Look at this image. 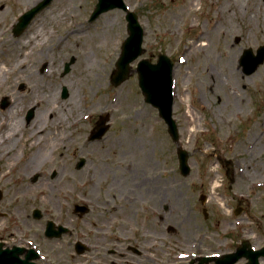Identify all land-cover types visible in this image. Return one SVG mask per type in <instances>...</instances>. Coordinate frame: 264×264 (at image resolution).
Wrapping results in <instances>:
<instances>
[{"label":"rangeland","instance_id":"obj_1","mask_svg":"<svg viewBox=\"0 0 264 264\" xmlns=\"http://www.w3.org/2000/svg\"><path fill=\"white\" fill-rule=\"evenodd\" d=\"M40 1L38 0L29 7H20L15 2L5 0L0 4V8L4 11V14L0 16L1 64L6 68L14 66L11 51L15 48V43L23 41L34 29H45L44 35L39 37L42 40H46L50 34L58 38L59 36L66 38V35L69 36L70 30L74 28L78 29L75 35L77 37L95 33L102 35L101 31L105 30V33L111 35L115 42L110 52H105L102 56L106 59L107 65L105 66L107 67L105 68V81L100 92L91 94L90 91L89 96H84L85 90L81 89L82 86L76 78V70L79 67L76 55L69 53L65 48L54 49V39L46 40L47 44L38 49V56L35 58L49 64L52 62V67L60 68V72L55 74L60 80L69 79L67 85L70 89L66 88L68 97L62 98V91L53 101L60 105L62 102L67 103L71 101L70 99L80 96L81 104L78 108L83 113L80 110H78L80 113H77V107L68 106L71 108L63 110L65 115L63 121L74 120L79 115L81 118L87 114V117L81 118L80 124L83 125L91 118L96 121L100 115L108 114L111 126L105 138L88 146L89 150L83 155L90 156L92 153L93 164L82 170H76L75 167L63 169L59 161L61 159L59 151L51 156L56 160L55 164L47 163L48 160L43 159L45 163L41 168L24 169L23 163L32 156L30 154L38 145L29 146V136H26V132H22L21 137L12 140V143L8 145V147H14L12 153L23 151L24 154L18 157L11 153L15 162H0V172L10 169L7 177L0 175L2 192L0 240L5 238V240L17 243L16 239L23 236L25 212L33 208L46 212V218L62 219L64 223L68 222L74 226L76 216H74L73 208L74 205L81 203L80 199L76 200L72 195V187L69 185L56 186L55 184L60 183L61 179L71 181L70 184L79 183L76 180L91 179L104 191L109 184L119 183L122 187L118 185L121 187L118 191L122 193V197L117 199L119 195L116 193L109 194L111 203L108 206L99 204L89 214L92 215L91 217L79 218V231L86 232L87 237H104L105 233H108L105 232L104 219L117 215L121 219V225L126 227V232L120 238L117 235H111L113 233H108L109 235L105 237L111 238L112 244L105 247L122 252L127 245H137L143 250V254L154 255V262L148 261L143 254V257L130 255L132 260H128L126 264H138V261L144 264H179V260L187 254L185 250L187 245L192 241H199L198 233H206V247L202 246V248H205L208 253L216 248V239L222 238L221 233L226 229L237 232L238 240L242 237L248 238L254 248L264 247V63L250 75H246L239 64L243 50L249 48L255 52L258 46L264 45V29L260 27L261 22H258V25L254 26L256 30L252 33L248 32L245 18L249 15L250 4L247 0L239 2L242 18L237 14L230 24L222 20L232 14V11H217L214 7V4L222 5L226 3V0H198V4L193 8L194 11L187 12V14H183V9L189 6L190 0H124L128 10L136 14L143 29L144 53L135 62L129 64L131 67L129 78L115 87L110 83V76L116 70L114 65L119 57L121 45L128 36L126 13L120 9L110 10L89 23L90 13L97 0H53L47 8L35 16L20 36H14L12 29L18 17ZM66 8H71L72 13H63L62 16L66 18L57 25L53 24L52 20L61 19L62 16L55 19H51V16L58 15L57 13H61V10ZM200 34L205 37L199 39ZM45 35L47 37H44ZM72 37L70 35L64 39L66 44L72 42ZM235 38L239 41L236 42ZM202 40L207 43L203 49L199 46ZM193 46L195 49H192ZM46 48L48 51H45ZM159 54L166 55L174 64L172 116L179 131V145L189 154L190 174L186 177H182L177 169L176 144L169 138L166 125L158 117V111L144 102V96L137 86L136 64L142 59L156 63ZM100 55L95 53L97 58L101 57ZM201 55L208 57L205 62L201 61L204 67L198 64ZM71 58L73 61L69 72L64 74L63 67ZM229 58H236L233 59L235 62L233 69L237 71V78L234 80L227 71L229 65L226 59ZM38 67L40 68V65L35 68ZM39 68L36 69L37 74H40ZM50 77L46 79L49 87L50 83L56 84V79H58L54 77L50 79ZM5 78L8 80L5 81L4 88L0 90V102L6 99L7 106L2 108L0 103V120L7 116V110L4 109L13 105L15 110H21V113L17 114L14 119V123H17L18 118L23 122L25 112L33 107L35 108V119L32 125L38 128L30 137L41 132L50 135L60 129V123L36 120L37 117H43L40 105L38 106L36 101L30 103L31 94L35 89L32 85L37 83V80L22 79L14 85L13 75L7 74ZM118 94H122L123 99L121 103L118 101L115 104L113 97ZM134 101L136 105H133ZM13 112H11L12 115H15ZM189 118L195 119V122L190 123ZM23 124L25 126V123ZM127 132L136 137L137 149H151L152 159L155 163H159L160 168L157 167L159 171L157 170L155 174L158 177L156 181L160 185L150 187L151 193L149 194L143 192L140 171L132 170L131 176L136 178L132 189L137 202H135L134 211L130 213L127 212L128 206L126 207L124 203L130 176L126 172L127 164L124 161L126 158L120 160L118 169L111 163H115L116 160L112 152L105 153L106 157L101 165L96 163L94 152L97 150L111 151V142L116 139L123 153L128 152L130 149H126L122 140ZM253 132L257 133L255 137L252 136ZM135 149L133 150L138 152ZM217 156L232 162L233 170L230 174L232 182L225 177L226 168L218 163ZM20 160L23 161L17 164ZM256 165L259 169L254 168ZM98 166L103 167L97 169ZM244 170L248 175L245 176ZM27 171H33V174L25 178L23 172ZM53 173L55 174L52 175ZM81 175H86V177L82 178ZM115 175L118 178H115ZM34 176H37L35 182L32 180ZM215 177H218L219 186L214 192L212 182L216 179ZM114 179H119V182ZM41 182L46 191L61 188L62 192L66 193L60 195L59 192V194L51 195V203L41 200L49 198L43 194L17 197L19 198L17 201L13 198L14 186L18 184L35 186ZM163 182L168 184L161 185ZM165 192L172 195V198L165 202L168 210H163V208L156 210V202L160 203L163 200ZM169 194L166 193V195ZM201 196L205 197L203 204L199 200ZM147 204L153 208L149 210ZM52 206L56 209L54 210ZM104 215L106 217H102ZM85 220L90 225H86ZM168 226L172 228V231L167 230ZM233 227L235 229H232ZM208 237L209 240H207ZM63 241L64 245L62 243L52 246L59 249L62 255L65 254L64 259L66 260H63L61 264H74L69 259L70 245L67 239L64 238ZM91 259H95L92 264H109V261L120 264L118 258L108 255V251L103 250V247L98 251H91L87 256H78L75 263L89 264L87 262ZM260 262L264 264V259Z\"/></svg>","mask_w":264,"mask_h":264},{"label":"bare ground","instance_id":"obj_2","mask_svg":"<svg viewBox=\"0 0 264 264\" xmlns=\"http://www.w3.org/2000/svg\"><path fill=\"white\" fill-rule=\"evenodd\" d=\"M5 1L15 2L20 7H29L35 4L38 0H5ZM239 1H242V0H231L216 8L217 11L219 10L232 11V14H229L226 19L223 18L222 22H227L230 24L232 21H234L235 19L234 17L237 16V14L239 15V17L241 16V13H240L241 7L238 4ZM2 2L3 0H0V4H2ZM197 4H198V0H190L189 6L183 9L184 11L183 14H187V12L194 11L193 8L194 6L196 7ZM19 6L17 7L20 8ZM2 10L3 9L0 8V16L4 14V11ZM66 12L72 13V9L66 8L65 10H61V13H57L58 15L55 14L56 16H51V19L58 18V16L61 17L63 13H66ZM64 18L66 17L62 16L61 19L52 20V23L57 25L61 22V20H64ZM245 22L247 25L246 28H248L249 33H252L256 30V27L254 26L258 25V22H261L260 27H262V30H263L264 29V6H260V5L250 6V12H249V15L246 16ZM45 32L46 31L44 28H38L36 30L34 29L32 32L28 33V36L25 39H23V41L15 43V48L12 49L11 51L12 58H13L12 60H14L15 62L13 67L6 68L0 62V90L4 88L6 84L5 81L8 80L7 78H5L7 74H11L14 76V85L15 83H18L19 80L21 81L22 79L30 80V78L31 79L33 78L37 80V83H34L32 85V86H35V89L33 90L34 92H32L31 94L32 101L30 103L36 101V104L38 106L40 105L41 115L43 117L42 118L37 117L36 120L52 121L58 124L65 119L63 110L65 111L69 110L71 107H68V106L77 107V113H80V111L83 113V111L78 108V106H80L81 104L80 96L70 99L71 101H67V103L62 102V104L60 105L56 101H53V99L57 98V96L62 92L63 88H67V90L70 89V86L67 85V81L69 79L60 80L58 76H55V74L57 75V73L60 72V68L52 67L53 66L52 62L49 64L46 61H40L39 58H35V56H38V49L47 44L46 40L54 39L55 40L54 46H53L54 49L60 50L61 48H65L66 50H68L69 53L76 55L75 57H77V60L79 63V67H77V70H76V75H77L76 78H78L79 83L82 86L81 89L85 90L84 96H89L90 91H91V94H93L94 92L97 93V92H100V90L102 89L101 87H103V84L105 81L104 80L105 68L107 67L105 65H107V63H106V59H103L102 56H103V53L110 52L115 42V39L111 35H109L107 32L105 33V30L101 31L102 35L99 33H95L91 35L85 34L80 37H77L75 35L78 33V29L74 28L70 30L69 32V34L73 36L72 42L69 44H66V41L64 39H66L70 35L69 36L66 35L67 36L66 38L61 37V36H59L58 38L54 34H50L48 37L46 35L44 36V37H47L46 40H42L39 37L43 36ZM0 34H1V30H0ZM204 37L205 35L203 34H200L198 36L199 39H202ZM199 46H202V49H203V46L206 47L207 43L204 40H202V43ZM198 48L199 47L197 46V49ZM92 49H95V50L92 51ZM192 49H195V46H193ZM187 50L188 49H186V51ZM45 51H48L47 48L45 49ZM95 53H97V55L101 54L100 55L101 57L97 58L95 56ZM199 59H200L198 60L199 66L202 65L204 67L203 62H205V60L208 59L207 55L205 56L201 55V58ZM233 59H236V58H229L226 60L229 65V70H227L228 74L234 80L237 78V71H234L233 69V65L235 63ZM32 63L33 65H30ZM37 63L38 65H36ZM39 65H40V68L39 67L38 68H39L40 74L38 73L39 74L38 75L36 72L37 71L36 69L38 68H35V67ZM48 76H51L50 79L52 77L58 78L56 79L57 83L56 84L50 83V87H49L46 82V79H48ZM229 84H231V81H229ZM234 87L236 88V86ZM9 89H11V87H9ZM113 98L116 104V102L118 101H120L121 103L123 96L122 94L121 95L118 94V95H115ZM128 105L131 106V104H128ZM133 105H136L135 101L133 102ZM4 110H7V116L0 120V162L3 161L4 163H7V162L10 163V162L15 161V158L14 159L12 158L13 157L12 155H14L12 153V150L14 149V147L11 148V147H8V145L12 143L13 139L21 137L22 132H26L27 133L26 136H31L33 132L37 131V128L33 127L32 124L29 126H26V125L24 126V124L22 123V120L20 119L21 121H19V118L17 120V123H14V119L16 118L17 114L19 115L21 113V110L20 111L15 110L13 105L8 106ZM11 112H13L15 115H12ZM79 116H76V118H80ZM188 121L190 123H193L195 122V119L191 120V118H189ZM32 128H35V129H32ZM256 135H257L256 132L252 133L253 137H255ZM125 136L122 140L124 141L125 146L127 147L126 149H130L128 150V152L123 153V151L121 150L122 148L119 146L117 139L111 142V145H110L111 151L97 150L94 152L96 153L95 158H96V163L98 165H101L102 161L105 160V157H106L105 153L107 151L112 152L114 157L116 158L115 160L116 164L114 162H111V163L114 164L116 167H118V169H119L118 165L120 164V160H124L126 158V160H124L127 164L126 172L130 174V176L128 177L129 186L127 188V196L125 197L124 203H125V206L126 205L128 206V207L126 206L128 209L127 212L130 213L131 211H134V207L136 205L135 202H137V198L134 196V192L132 189L135 183L133 181L136 180V178L133 177V175L131 176L132 170H134L135 172L140 171L141 173L140 177L142 178L141 180L142 187L144 189L143 192L145 194H149L151 193L150 187L160 185V183L156 181L158 177L155 176L156 171L160 168L158 165L159 163H155L154 159H152L151 149H148V148L137 149V146H135L136 137L134 135L132 136L128 132L126 133ZM33 145L35 144H30V146H33ZM133 149L138 150V152L134 151ZM131 150L137 153V157H135V153L131 152ZM34 156L35 155L32 154L31 158ZM103 166H98L96 168L98 169ZM254 168L259 169L257 165ZM9 171H10L9 168L1 171L0 172L1 177H7ZM244 173H245V176L248 175V173L246 174L245 170H244ZM23 174H24V177L27 178L33 174V171H27L26 173L23 172ZM81 177L85 178L86 175H81ZM114 177L118 178L116 175ZM215 178L216 179L213 180L212 182V189L214 192H215L216 187L219 186L218 177H215ZM241 179L244 180L242 176H241ZM114 180H116V182H119V179H114ZM59 182L60 183L57 182L55 185L56 186L69 185L71 187V184H72V183L70 184L71 181L69 182V181H66L65 179H61ZM42 183L43 182L38 183L35 186L34 185L25 186L24 184H18L14 186L13 198H15L17 201L19 200V198H24L26 196L31 197L37 194H43L45 196H48L49 198H43L41 200L51 203L52 202V198L50 197L51 195L59 194V192H60V195H63L66 193V192L65 193L62 192L61 188L48 189L46 191L44 190ZM167 184H168L167 182H163L161 185L165 186ZM54 206L52 207L55 210L56 208ZM147 208L151 210L153 207L147 204ZM148 261L152 262V260H148Z\"/></svg>","mask_w":264,"mask_h":264},{"label":"flooded vegetation","instance_id":"obj_3","mask_svg":"<svg viewBox=\"0 0 264 264\" xmlns=\"http://www.w3.org/2000/svg\"><path fill=\"white\" fill-rule=\"evenodd\" d=\"M229 1L231 0H226V2ZM247 3L250 4L249 6H264V0H247ZM34 116L35 113L30 120H27L26 117L23 118L22 123H25L26 126L33 124L32 122L35 119ZM93 119L94 118L89 119V121H86V123L83 125L80 124L82 121L78 120V118L70 121H63L59 124L60 129L53 132V134L51 133L52 135H46L41 132L34 137L29 136V146L30 144H35L33 146L38 145V147L33 149L34 151L30 155L34 154L35 156L32 158L30 157L26 162H24L22 165L23 168L39 169L44 166L45 162L43 159L48 160L47 163L55 164L56 160L52 159L51 156L56 151H59L58 154L59 157H61L59 161L63 169H66L67 167H75L76 170H82L88 168L89 166L91 167L93 164L92 153L89 151V153H91L90 156H84L83 154L89 150L88 146L95 142L94 140L90 139L91 130H93L95 126V120ZM36 128L38 127L36 126ZM103 138H105V136ZM81 139L84 143L80 142ZM23 154V151H18L14 155L19 157ZM24 160H26V158ZM22 161L20 160V162H17V164H20ZM76 182L79 183L71 184L73 193L72 195L76 198V200L80 199L81 203L76 204V206L80 207L77 210L83 211V213L80 214V211L75 212L74 205L73 213L74 216H76L74 218V226L68 222L64 223L62 219H51L49 217L46 218V212L41 211L39 208H33L25 212V220L23 222V236L19 239H16L17 243L8 241V239L5 240V238H3L0 240V243L3 244V248H22L23 250L20 256L21 258L26 259L28 264H61L63 260H66L64 259L65 254L62 255L59 253V249H55V247L52 245L56 246L57 244L62 243L64 245L63 239L65 238L70 245L69 259L73 261L74 264H78L75 263V259L78 258V256H87L91 251H98L101 249V247H103V250L108 251V255H112V257L116 256L120 261V264H126L128 260H132L130 255L137 257H143V255H145L147 260H152V262H154V255L150 253L143 254V250L139 249L135 244V246H125L124 249H122V252H118V249L116 250L114 248L105 247L112 244L111 238L105 237L106 235H109L108 233H113L111 235H117L120 238L121 235L126 232V227L121 225V219L117 217V215L104 219V226L106 227L105 232H108L105 233L104 237H87L88 234L86 232L79 231V218L81 219L88 218L89 216L91 217L92 215L89 214H91L93 208L97 207L99 204H102L105 207L108 206V204L111 203L108 196L113 192L116 193V195H119L117 199H120L122 197V193H119L118 188L120 190L122 186L119 183H112L107 187L104 185V187H106V190L104 191L100 189L99 184H95L91 179L76 180ZM166 193L169 194V192H165L162 197L163 200H161L160 203L156 202V210H158V208L168 210V206L165 202H168V200L172 198V195H166ZM164 203L165 205H163ZM36 210H38V212H36ZM102 217H106V215ZM84 223L86 225H90L87 220H85ZM144 225H146V223H144ZM133 229H135V227H133ZM232 229H235V227ZM167 230L172 231L169 226ZM221 236L222 238H219L218 240L216 239V248L208 251L207 253L206 249L202 248V246L206 247V233H198L199 241H192L187 245V248L185 249L187 254H185L184 258L179 260V264H248L250 262V259L245 255H242L240 259L238 258L236 260H233L227 256L234 253L242 242H247L249 246L250 243L248 238L242 237L238 240V233L227 229L221 233ZM91 240H94L95 242H92ZM207 240H209V237ZM79 242L86 246L83 247L86 252L81 255L78 253L77 248ZM31 251H34L35 254H37L34 259H32L31 256L35 254ZM243 251L244 253H248L249 249L245 248ZM59 254L60 256H58ZM206 257L215 258L206 261ZM94 260L95 259H91L87 263L92 264ZM109 264H115V262L109 261ZM138 264L144 263H142V261H138ZM260 264L262 263L260 262Z\"/></svg>","mask_w":264,"mask_h":264},{"label":"water","instance_id":"obj_4","mask_svg":"<svg viewBox=\"0 0 264 264\" xmlns=\"http://www.w3.org/2000/svg\"><path fill=\"white\" fill-rule=\"evenodd\" d=\"M52 0H43L30 11L22 15L18 23L14 26L13 34L14 36H19L30 24L34 16H37L39 12L49 6ZM113 9H121L124 12L127 11L126 6L122 0H97V4L94 8L93 13L90 16V22H93L97 19L102 13L107 12ZM127 29L129 36L123 42L121 47V54L118 62L116 63L117 71L112 73L111 83L115 86L121 84L128 79L130 73V63L135 61L143 49L141 48L143 40V30L137 22L136 15L132 12H127ZM264 48L260 47L257 51V55L254 57L251 50H246L243 53L242 58L240 59V64L243 67L244 73L249 75L252 74L260 64L264 61ZM73 61V58L69 63L65 64V73L69 71V67ZM136 72L138 75V86L140 87L144 97L145 102L151 104L154 108L158 109L159 116L166 123L168 128V133L170 137L178 142V130L175 124V121L172 119V105H173V96L172 94V70L173 64L171 60L165 55H159L158 61L156 64H151L147 59L140 61L137 64ZM63 97H66V89H64ZM5 104L3 103V106ZM32 111V110H31ZM28 113V119L32 117V112ZM108 116H101L98 119L96 125V133L93 134V138H100L107 129V126H104L107 122ZM177 155L179 160V168L182 177L188 176L190 173V168L188 166V154L182 148L177 149ZM227 171L226 177H229L231 172V165L227 162ZM1 197V192H0ZM246 246V244H244ZM15 251L2 252L0 247V264H26V260H19L18 253L20 251L14 249ZM259 256H264V249L251 253L250 264H258L257 259ZM240 257V256H237Z\"/></svg>","mask_w":264,"mask_h":264}]
</instances>
